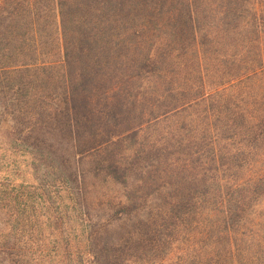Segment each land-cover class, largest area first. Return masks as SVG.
Returning <instances> with one entry per match:
<instances>
[{
  "label": "trees",
  "instance_id": "obj_1",
  "mask_svg": "<svg viewBox=\"0 0 264 264\" xmlns=\"http://www.w3.org/2000/svg\"><path fill=\"white\" fill-rule=\"evenodd\" d=\"M3 93L0 135L45 145L51 169L60 139L104 177L156 150L174 178L160 218L89 234L90 264H264V0H0Z\"/></svg>",
  "mask_w": 264,
  "mask_h": 264
},
{
  "label": "rangeland",
  "instance_id": "obj_2",
  "mask_svg": "<svg viewBox=\"0 0 264 264\" xmlns=\"http://www.w3.org/2000/svg\"><path fill=\"white\" fill-rule=\"evenodd\" d=\"M142 17L151 28L164 20L158 14L143 13ZM11 108L10 95L1 94L0 123L6 122ZM165 126L159 124L148 135L144 133L149 136ZM32 142L18 135H0V264H90L89 234L103 232L109 242H116L136 231L139 222L160 218L175 201L172 192L161 187L174 178L158 171L161 159L156 150L144 151L126 173L113 179L104 177L92 158H77L79 164L66 158L73 152L67 140H56L54 148L62 147V151L57 153L59 166L51 169L43 150L47 147ZM128 145L126 141L122 148ZM77 166L82 176L79 186L64 179ZM127 200L132 212H118L119 203ZM185 233L186 227L180 226L175 236L181 239Z\"/></svg>",
  "mask_w": 264,
  "mask_h": 264
}]
</instances>
